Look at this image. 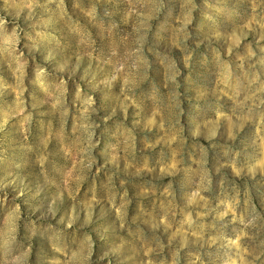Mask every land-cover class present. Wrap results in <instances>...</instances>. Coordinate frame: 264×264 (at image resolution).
I'll use <instances>...</instances> for the list:
<instances>
[{
	"label": "rangeland",
	"instance_id": "rangeland-1",
	"mask_svg": "<svg viewBox=\"0 0 264 264\" xmlns=\"http://www.w3.org/2000/svg\"><path fill=\"white\" fill-rule=\"evenodd\" d=\"M0 264H264V0H0Z\"/></svg>",
	"mask_w": 264,
	"mask_h": 264
}]
</instances>
